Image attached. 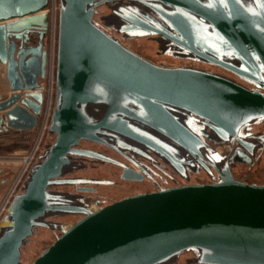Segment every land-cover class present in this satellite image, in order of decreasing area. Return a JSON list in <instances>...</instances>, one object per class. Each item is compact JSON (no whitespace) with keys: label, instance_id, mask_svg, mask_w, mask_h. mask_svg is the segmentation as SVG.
I'll return each instance as SVG.
<instances>
[{"label":"water","instance_id":"1","mask_svg":"<svg viewBox=\"0 0 264 264\" xmlns=\"http://www.w3.org/2000/svg\"><path fill=\"white\" fill-rule=\"evenodd\" d=\"M107 1L115 0H58L47 127L54 140L0 219V264H21V247L35 227L59 235L31 264H170L185 251L204 264H264V183L235 178L226 156L213 152L191 121L195 116L210 122L216 137L228 142L264 118V0H127L142 6L113 9L132 24L131 36L168 39L165 49L220 66L257 89L137 54L93 22L95 8ZM49 2L0 0V64L9 85L8 95L0 94V133L39 124ZM157 133L192 154L212 156L218 178L159 187L103 206H79L73 194L55 189L87 182L60 178L75 167L71 154L107 159L76 149L81 140L135 139L173 155ZM48 214L80 217L63 224L43 220Z\"/></svg>","mask_w":264,"mask_h":264},{"label":"flooded vegetation","instance_id":"2","mask_svg":"<svg viewBox=\"0 0 264 264\" xmlns=\"http://www.w3.org/2000/svg\"><path fill=\"white\" fill-rule=\"evenodd\" d=\"M124 4L142 6L139 3H132L127 0L107 1L95 8L93 22L107 34L156 64L165 66L177 64L176 66L202 69L210 73L225 76L249 89L258 88L256 85L220 66L205 62L198 57L181 55L178 52L165 49L164 44H169L168 39L160 41L155 35L131 36L130 33L132 31L130 26L132 24L125 23L121 17L113 12L115 6ZM49 30L50 23L42 38L46 51V40ZM32 39V43L37 41L36 37ZM140 39L150 41L154 47L156 46L161 56L170 58L171 61H177L176 64L171 61L155 62L139 51L134 50L127 43L128 41ZM261 92L264 91L261 90ZM191 121L194 132L201 140L213 152L226 156L223 158L227 160L229 169L235 178L248 183H257L249 178L247 170L250 168H246L245 170L242 168L245 165L249 167L254 166L264 156V118L245 126L240 140L231 139L228 142L216 137V133L210 127V122L195 116H192ZM157 134L170 145L173 155L161 154L153 149L150 144L135 139H126L122 142L111 144L81 140L75 147L76 149L93 151L107 159L71 154V162L75 164V167L60 176V178L82 179L87 182L64 185L71 189L63 190L73 194L74 200L79 206H103L132 194L155 191L159 187L188 183H210L218 178L219 163L212 156L205 153L201 155L197 153L192 154L178 142L159 133ZM90 168H96L104 173L99 175L84 173ZM0 170L1 189L8 186L10 178L4 168H0ZM65 215L73 214H48L43 220L57 222L56 218ZM78 216L80 217V215ZM170 264L204 263L197 262V255L194 252L185 251Z\"/></svg>","mask_w":264,"mask_h":264},{"label":"rangeland","instance_id":"3","mask_svg":"<svg viewBox=\"0 0 264 264\" xmlns=\"http://www.w3.org/2000/svg\"><path fill=\"white\" fill-rule=\"evenodd\" d=\"M56 1L58 3V0ZM47 11L49 12V17H51V1L49 2ZM55 37H57V29H56ZM127 43L130 44L134 50L139 51L140 53L149 57L155 62L171 61L170 58L161 56L158 53L156 46L154 47V45H152L151 42L148 40H144V39L135 40V41L132 40V41H128ZM46 45H47V54H48L51 48V31L48 33ZM171 62L176 64L177 61L174 60ZM43 84H44L43 86H45L44 93L46 95L48 89V78L43 81ZM41 130H42V121H40V123L35 129L27 130V132L25 131V132L12 133L11 131L13 130H9L10 131L9 134L0 135L1 136L0 137V168H4L10 178L8 186L2 187L0 189V202L3 201L9 187L17 179V176L21 168L22 157L26 153H28L32 148H34V146L37 144L38 154L35 160L36 162L38 156L42 153V151L45 150L47 146L53 142L54 135L49 133L47 128L44 129L43 134L40 135ZM40 136L41 139L39 140ZM263 157H261L260 161L257 162L254 166L249 167L245 165L242 168L243 170H245L246 168H250L249 170H247V173L249 174V178L257 183H261V182L264 183ZM84 173L99 175V174H103L104 172H101L96 168L95 169L90 168ZM26 178L27 175L22 178L18 191L23 190V183ZM55 189L68 190L71 188H69L68 186H60V187H55ZM78 218L79 216L75 214L65 215L63 217L56 218V221L63 224H71ZM58 235H59L58 230L54 231L46 227H35L33 234L25 240V242L21 247L20 263L31 264L32 261L41 253V251L44 248H46L51 242H53Z\"/></svg>","mask_w":264,"mask_h":264},{"label":"built area","instance_id":"4","mask_svg":"<svg viewBox=\"0 0 264 264\" xmlns=\"http://www.w3.org/2000/svg\"><path fill=\"white\" fill-rule=\"evenodd\" d=\"M51 1V17H50V30L51 31V48L47 55V63H46V78H48V89L47 93L44 98L43 103V112H42V130L41 135L43 134V130L48 126V119L53 108V89H54V79H55V36H56V29H57V22H56V13L58 3L56 0ZM41 139V136L39 140ZM37 151L38 147L37 144L32 148L28 153H26L22 157L21 168L17 179L13 182V184L9 187L3 201L0 204V219L4 215L5 211L7 210L8 205L10 204L13 197L19 192V186L21 180L24 176H26L32 165L35 163L37 158ZM18 191V192H17Z\"/></svg>","mask_w":264,"mask_h":264},{"label":"crops","instance_id":"5","mask_svg":"<svg viewBox=\"0 0 264 264\" xmlns=\"http://www.w3.org/2000/svg\"><path fill=\"white\" fill-rule=\"evenodd\" d=\"M42 85H44L43 82H42ZM43 87L45 88V86H43ZM43 92H44V90H43ZM8 93H9V85H8V81H7V78H6V69H5V66L4 65L0 64V94H2V95H8ZM41 120H42V114L40 116L39 123H40ZM9 132L10 131L8 130L7 132L0 133V135H7V134H9ZM11 132L13 133V132H25V131H11Z\"/></svg>","mask_w":264,"mask_h":264},{"label":"bare ground","instance_id":"6","mask_svg":"<svg viewBox=\"0 0 264 264\" xmlns=\"http://www.w3.org/2000/svg\"><path fill=\"white\" fill-rule=\"evenodd\" d=\"M57 16H58V7H57V13H56V22H57ZM55 57H56V37H55ZM54 85H55V79H54ZM44 93V92H43ZM45 94V93H44ZM44 98H45V95H44ZM53 102H54V89H53ZM43 103H44V101H43ZM42 108H43V106H42ZM42 111H43V109H42ZM51 112H52V110H51ZM42 114V113H41ZM50 115H51V113H50ZM49 120H50V116H49V119H48V123H49ZM41 133V132H40ZM41 135V134H40Z\"/></svg>","mask_w":264,"mask_h":264}]
</instances>
